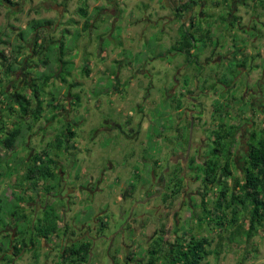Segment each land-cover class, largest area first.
<instances>
[{"label": "rangeland", "instance_id": "1", "mask_svg": "<svg viewBox=\"0 0 264 264\" xmlns=\"http://www.w3.org/2000/svg\"><path fill=\"white\" fill-rule=\"evenodd\" d=\"M181 1L11 0L12 4H9L0 0V52L7 59L3 66V58L0 57L3 82L0 87L3 88L1 92L5 91L6 94L0 99L7 106L2 112L1 127L4 126V133L1 136L4 137L5 132L22 124V135L16 146L7 149L0 142V240L6 233L11 235L12 230L15 231L11 224L16 221L10 217L9 206L14 204L18 195L26 198L22 209L31 216L33 209L39 204L43 205L47 197L52 201L54 195L58 194L59 198L67 199L70 192L73 197L76 195L80 211H87L83 220L89 225H94L92 215L99 214L110 219V227L121 229L122 220L129 215V208L136 207V213H141L149 203H158V198L151 199L146 205L141 203L148 196L145 191L142 192L141 186L146 185L145 190L150 186L152 163L159 164L155 169V178H161L168 167V158L176 160V166L181 165L182 158L172 155L181 153L179 148L188 149L192 133L195 139L208 134L211 141L208 150L210 147L213 150L216 147L220 150L226 148L218 153L220 159L216 155L210 159L215 164L221 161L223 164L229 156L230 139L235 136L230 126H224L236 124L237 140L232 155L240 164L241 156L235 152L240 145L241 135L246 136L248 133V127L242 123L248 121L252 97L245 93V71L251 69V64L248 65L247 58L242 56L248 55L244 53L247 49L255 51L256 45L251 42L253 34H244L245 39L242 41L243 37L235 25L234 30L226 24L229 16L227 11L218 12L212 8L218 0H203L207 6L206 20L196 17L195 25L181 21L184 20V14L176 18L173 13L175 5ZM193 1L198 3L199 0ZM79 9H84L87 16H83ZM249 17L245 16L242 27L254 26L248 21ZM36 24L41 26L38 30L35 29ZM217 25L221 26L222 31L218 39L214 33V26ZM194 26L200 31L193 37L196 49L192 51L193 55H189V51L183 48V29L192 32ZM262 30L258 42L260 40L264 44V28ZM263 48L264 45L259 46L258 50ZM214 50H217L216 53ZM61 58L70 62L69 65L63 66ZM253 59L256 57H250L251 63ZM45 61L47 64H44ZM9 65H13L12 72L5 73ZM86 70L88 73H85ZM179 72L182 76L178 75ZM259 74L254 72V80ZM176 76L181 83L177 91L184 84V77L187 78L182 95H173L171 91L175 87ZM236 78H239L237 86L231 88ZM61 80H66V83ZM225 85L230 88L222 87ZM35 88L39 89L44 103L38 122L33 120L31 112L25 117L20 115L16 104L17 95L20 94L32 101L34 109ZM209 90L211 93H203ZM186 96L190 101H199L201 107L196 106V102L194 106L190 104ZM178 101L182 104L179 111L176 106ZM189 109L195 112L191 113ZM261 113L254 111L256 117ZM191 119H195L196 123H192ZM258 126L262 127L261 121ZM68 129H72L75 136L58 151L57 139ZM212 131L215 132L214 138H211ZM221 135L226 137L224 143L228 142L223 147H220V142H214ZM177 138H181V142H177ZM44 152L56 162L50 166L56 178L41 179L38 186L31 189L30 182L24 181L25 174L33 166L31 157ZM192 159L195 161L196 157ZM204 159L207 157L201 160ZM182 161L185 162L183 175L188 178L189 184L178 189L176 199L170 205H162V211L169 221L174 224L173 219L177 217L180 229L184 227L190 234L212 239L209 249H216L220 239H224L222 253L210 256L207 259L210 264H264V230L257 228L258 231L248 236L249 210L241 205L234 206L239 210L238 221L232 224L227 223L229 218L225 219L227 225L224 231L205 223V212L220 215L215 209L220 191L225 187L233 189L236 180L244 179V172L233 168L232 178L221 176L220 181L224 183L217 182L206 188L202 181L204 174L197 173L191 164L189 167L186 159ZM60 168L63 179L66 177L68 182L69 191L61 187L63 183L58 180ZM102 174L106 178L100 183ZM176 174H179L177 170ZM91 177L94 183L89 185ZM131 182L138 192L133 193V199L128 197L121 201L124 185L128 186ZM202 186L205 187L202 191L208 190L210 194L205 196L204 203L201 198L193 199V205L197 206H193L192 216L190 207L183 203V196L191 195ZM48 187L53 190L47 191ZM90 197H94V202H90ZM67 201L54 205L55 214L60 219L63 210H66ZM223 210L227 211L229 217L232 216L231 210L225 207ZM38 213L43 216V213ZM1 220L6 221L5 230H1ZM60 228L58 233L62 235ZM175 229L174 226H168L166 234L169 240L174 238ZM237 230H240V234L234 235ZM28 235H33L32 230L29 229ZM50 242L41 241L37 246H31L29 253L22 251L19 258H23L13 264H43L39 257L33 256L39 253L42 245L46 246ZM8 246L0 252L2 264H12L10 257L6 261L1 259L7 256ZM110 249L113 251L112 256L118 252L115 245L109 242L105 244L100 237L91 247L92 262L97 260L100 264H112L113 258L108 253Z\"/></svg>", "mask_w": 264, "mask_h": 264}, {"label": "flooded vegetation", "instance_id": "2", "mask_svg": "<svg viewBox=\"0 0 264 264\" xmlns=\"http://www.w3.org/2000/svg\"><path fill=\"white\" fill-rule=\"evenodd\" d=\"M240 1H242L243 4H241ZM215 2L216 3L212 7L213 9L217 10L218 12H221L223 10L227 11V14L229 16H228V21H225L226 24H228L229 27H231L234 30L237 28V30L239 31V34H241L242 37L244 34H253L254 39H252L251 42L253 43L254 46L256 45L255 51L254 50L249 51L247 49L244 52L248 54L247 56L246 55L242 56L241 54L242 58H245V57L247 58L248 65L251 64V69L245 71L246 72L245 73L246 86H247V87L245 86V93L247 92L248 94L252 95V97H251V108L249 111L250 114L248 116V121L242 123L244 126L248 127V133L246 134V136H244L243 134L241 135L240 145L238 146L237 151L235 152L237 155L241 156V161L239 165L237 163L236 157H233L232 155V152L234 150V144L236 143V140H237V135L230 139V147H229V150L227 151L228 152L227 154L229 155L228 157H230V159L231 157L233 158L231 162L233 166L232 170L233 168L234 169L237 168L238 171L245 173L244 170L247 168V160L254 148L253 138H252L253 134L254 133L256 134L255 141H258L261 138V136L264 134V106H263V101H264L263 100L264 98L263 97L264 95V91H263L264 90V62H263L264 61V48L262 50H258L259 46L263 47L264 45L263 42H260V40L258 42V39L262 37V34H263L262 29L264 28V0H218ZM185 3H189L188 9H184L183 5ZM251 4L252 6L250 7ZM205 7L207 6H205V2L203 3V0H199L198 3L194 2L193 0H183L179 2L177 6L175 5L173 9L174 10L173 13L176 18L179 17L178 15H180V13L184 14L183 15L184 20L181 19V21L191 22V24L195 25L196 17L198 20L199 19L206 20L205 18L207 17L206 16L207 14L205 13ZM189 15H190V18H187ZM244 15L245 16L250 15L249 17L250 20L248 21L251 23V25H254V26H250V27L247 26L246 28L242 27V21L245 19ZM234 25L236 28L234 27ZM195 27L197 26H194V31L192 32L188 30L189 35H192L194 37H196V35L199 33L197 32L198 28H195ZM180 29H182V27H180ZM214 29H215L214 33L218 39L219 38L218 36H220V34L222 36L221 26L219 25H217L216 27L214 26ZM244 39L245 38L243 37L242 41ZM254 40L256 41L254 42ZM193 45H196V44H194L193 42ZM195 49L196 48L192 47L189 50V55H193L192 51H194ZM214 51L216 53L217 50H214ZM247 51H249L250 53H247ZM251 56L256 57V59L252 60L253 64L251 63V60H250ZM254 72H260L259 76L257 75L258 78L256 80H254ZM178 75H181V72H179ZM239 77H242V75H240ZM178 79H179L178 76L174 77L175 87H173V89L171 90L173 91L172 93L173 95H175L176 93H179L182 95L183 94L182 90L185 89L187 86V82H186L187 78L185 76L183 79L184 84H182L180 86L181 89L177 91L178 85L181 84ZM238 79L239 78H236V80L232 81L233 85L230 86L231 88H236ZM222 87L230 88L229 86H226V85ZM194 88L197 89V86H194ZM208 92L211 93V90L203 91V93H208ZM245 93L243 95L244 97L246 96ZM186 99H188L189 103L192 104L193 106L195 105L194 102H196V106L201 107L199 101L194 100V99L190 101L189 97L187 98V96H186ZM254 101L257 103L256 105H254ZM178 104H179V101H178ZM178 104L176 105L177 107H178ZM215 108L218 109V106L215 105ZM179 110L181 109H178V111ZM189 110L191 113L195 112V110H192V109H189ZM257 110L262 112L259 117H256L254 114V111H257ZM217 115H218V112H217ZM217 120L219 124L220 123L219 118H217ZM259 121L262 122L261 128H259V126L257 127V125H259ZM191 122L196 123L195 119H191ZM228 126L237 127V125L234 123H231V124L228 123L224 127H228ZM206 132H210V131H206ZM205 135H206L205 137L202 136L201 138L198 137V139H195L196 138L195 134L192 133V140L190 141L191 143H190V146H188V149L179 148V150L182 152L178 154L175 153V155H172V156L181 157L182 160L186 159V163L189 164V167H190V164L192 166H195L197 173L204 174L205 169L210 171V169H208L207 167L209 160L213 158L215 155L217 156V158L220 159V155L218 153H221V150L219 149V147H216L214 150L211 149L210 147L211 149V152H210V149L208 150V148L209 146H211V143H210L211 141L209 137L207 136L208 134H205ZM214 137H215V132L212 131L211 138H214ZM180 140L182 139L180 138ZM180 140L179 138H177V142H181ZM214 142L216 143L218 142V140L214 139ZM192 157H196L195 161L192 159ZM205 157H207V159L201 160ZM73 158H74V155H73ZM171 158L172 157H170V159L168 158L166 162L168 167L164 169V173L162 174L161 178H155L154 176L156 173L155 169L158 168L157 165H159L158 162L155 164L152 163V168H151L150 176H149V178L151 179L150 186L149 188L147 187L146 190H145L146 185L141 186L142 192L145 191V194L148 195L145 199L142 200L141 203L143 205H146L151 201V199H157V198H158V203L157 204L149 203L148 205H146L147 209L141 213H136V207L134 209L129 208V211H128L129 215L127 214L126 219L122 220L124 221V223L121 229L115 230L116 228L110 227L109 226L110 219L107 218L106 216L104 217H102V215L98 216L99 214H96V216L92 215L93 223H94L93 226L89 225V222H87L86 220H83V219L82 221L79 220L83 213L78 214V217L75 219V216H77V213L73 214V210L75 209V206L78 203V201H77L76 195L75 197H73V195H71L70 192L68 193L67 199H65L64 197L59 198L58 194L54 195L52 201L49 200L50 197H47V200L43 203V205L39 204L38 207H36V209L35 208L33 209L34 213H32L31 215L32 217L29 216L30 217L29 220H31V223H30L31 230L32 232H34L33 228L39 222V219L41 218V215L38 212H41L44 215V212L47 210V208L52 207L56 209V206H54L55 204H58L59 202L64 204L65 200H68L66 202L67 204L65 203L66 210H63L61 220L59 221L62 223V225H60L61 223H59L61 227L60 229H62V235H60L59 233H55V234L50 235L47 239L38 238L39 244L41 243V241L42 243L43 242L45 243V241L48 242L49 240L51 242L48 244H45L46 246L42 245L40 251H38L39 253L37 254V256H35V253H34L33 257H36V258L39 257V260L41 259L43 264H70L71 260H75L78 258V256H72L73 250L74 249L76 250L77 248H79L81 251L84 246H87V251H83V250L81 251L80 257H84L85 255H87V261L82 262V264H100V263H97V260L95 261V263L92 262L90 258V251H91V247L93 246V243L97 242V240L100 239L101 237L103 241L105 242V244L109 242L112 246L115 245L118 250V252L114 256H112L113 251L111 249L108 251V253H110V257L113 258L112 264H149V259L150 257H152V252L154 251V249H156L155 247L157 246L158 242L161 244L164 243L163 246L165 247H169L170 244H173V245L175 243L177 244L178 235H185L190 232L189 231L187 232L184 227L180 229L181 225H180V222H177L178 221L177 217H174L173 219L174 224H172L169 221L168 216H166L164 212L162 211V205L164 204H167V206L170 205L176 199L175 195H177L178 189L179 188L182 189L183 185L188 186L189 181H188V178L185 175H183V173L185 172V165H184L185 162L180 160L182 164L179 166H176L178 162ZM198 158H200L201 161L198 160ZM192 161H193V164L191 163ZM71 167L73 168V166ZM171 167H173V169ZM176 170L177 172H179L177 176H175ZM191 170H195V169L192 168ZM62 172L63 171L61 168L60 170L58 169V173H59L58 180L63 183L61 187L64 186L65 190L67 189V191H69L70 189L68 186V182L66 181V177L65 179H63L64 177H63ZM217 173L219 175L217 182L221 184V181H220L221 169L220 168L217 170ZM169 175H171V177ZM204 178H205V174H204L203 180ZM99 179L100 178H98V180ZM104 179H105V175L102 174L100 183H103ZM139 179H140L139 180L140 182L141 177H139ZM91 180L92 182H90L89 185L94 183L93 181L94 179L92 177H91ZM117 180H120V179L117 178ZM204 185L206 186L205 183ZM207 187H209V185L206 186V188ZM203 189H205L204 186L190 193L191 195L187 194L186 197L182 195L183 203L185 202V205L188 208L190 207L192 211V214H191L192 216L194 213V207L197 206V205H193V199L201 198L202 203H204V200L206 201L205 196L210 194L208 190L202 191ZM109 190H111V187L109 188ZM135 192H138V190L134 186L133 182H131L130 185L128 186L124 185L123 192L121 194V201H125L126 198L128 197L130 199H133L132 195ZM93 201L94 199H92V202ZM145 201L146 203H144ZM197 204H198V207H200V203L198 202ZM77 222H79V224ZM95 222H98V223H95ZM17 225H18L17 223L11 224V227L14 228L15 231L12 230V233H11L12 237H11V241L9 243V247L7 250L8 251L7 256L5 257L2 256L1 258V259L7 260L8 257H10V261L12 264L16 263V260L18 262L19 260L23 258V256L19 258L20 254L17 253V251L15 250V245H14V240L17 238L19 239L21 237V236H16L15 234L18 230ZM170 225L172 227L174 226V228H176L175 231H177L176 234H174L173 236L174 238L172 240H169V236L166 234L168 226ZM89 232H91L92 234H90ZM28 233H29V229L26 230V234ZM31 236L28 235L27 237H31ZM87 238L89 239V241L87 240ZM28 243H29L28 246L23 250L24 253L31 252L28 250L31 249L32 245H30L29 241ZM165 262H166L165 258L162 257V259L160 260V263L164 264Z\"/></svg>", "mask_w": 264, "mask_h": 264}, {"label": "trees", "instance_id": "3", "mask_svg": "<svg viewBox=\"0 0 264 264\" xmlns=\"http://www.w3.org/2000/svg\"><path fill=\"white\" fill-rule=\"evenodd\" d=\"M8 2L9 4H12L11 0H3ZM188 4L185 3L183 5L184 9H188ZM83 16H87V12L84 9H79ZM179 18L182 17V14L178 15ZM41 26L40 24H36L35 29H39ZM183 29V27H182ZM197 31H200L199 29ZM184 32V44L183 48L186 51H189L190 48L194 47L193 45V37L192 35H189V33L183 29ZM0 57L3 58L2 65L5 66L6 57L4 56L3 52H0ZM17 62V61H16ZM60 62H62L63 66L69 65L70 62H65L63 58H61ZM44 64H47L45 61ZM6 68V67H5ZM13 69V65H9L5 73H11ZM85 73H88V70H86ZM49 77V76H48ZM47 77V78H48ZM46 79V77H45ZM62 82H65L66 80H61ZM2 78L0 75V86L2 85ZM66 83V82H65ZM0 87V96H5L4 93L1 92ZM3 89V88H2ZM34 97L36 99L35 108H32V101L29 99H26V97L18 94V103H16L18 107L19 114L23 117L28 116L29 113L32 114V118L35 122H38L41 118L42 112L44 110V103L43 100L40 98L39 89H34ZM182 104L179 102L178 109L181 108ZM7 106H4L3 100L0 99V142L5 146L7 149H12L14 146H16L18 139L22 135V124L15 126L11 131L5 132V136L2 137L1 133H4L3 129L4 126L1 127V120L3 115V110L6 109ZM55 115H53V118ZM232 135H237V130L235 132L234 129H236L235 126H232ZM30 129L32 127L30 126ZM75 136V133L72 129H68L64 134H62V137L57 139L58 142L56 144V149L58 151L62 150V145L66 142L68 143L72 138ZM234 137V136H232ZM224 135L219 136L218 142H220V147H223L226 143H224ZM229 139V138H228ZM253 140L255 142V147L253 148L251 154L249 155V158L247 160V168L244 170V179L242 181H235V186L233 189H230L228 187H225V189H222L220 191V194L217 198L216 203V210L220 212V215L214 216L213 213L205 212L206 213V222L211 227L216 226L221 228V231L225 230V224L226 220L228 222L237 223L238 217H239V210L234 208V206H242L244 209L250 211V218H249V230L246 232L248 236L252 235L253 231H258L257 228H263L264 230V135L261 136V138L258 141L256 140V134H253ZM226 150L221 149V153ZM194 160V159H193ZM33 162V166L29 167L26 174L24 181H29L32 187H37L38 182L41 179H48V178H56V174H54V170L52 171V168L50 166L55 165V160L49 157V154L44 152L41 155H34L31 159ZM193 163V161H192ZM1 166V165H0ZM208 171L205 169V178L203 182L206 184V186L211 184H216L217 179L219 178L217 170L221 169V176L225 177V179H229L233 177L232 170V163L230 157H227L226 160L222 163L213 162V160H209L208 163ZM9 168V174L11 175V169ZM202 170V169H201ZM177 176V174L175 175ZM220 176V177H221ZM216 182V183H215ZM225 182V181H224ZM221 181V184L224 183ZM180 187V185H179ZM48 187L47 191L51 190L52 188ZM53 190V189H52ZM230 197V201H228V198ZM26 202V198L23 195H18L14 199V204L9 206L10 209V217L13 218L16 223L18 224V230L15 233L16 236H21L19 239L14 240L15 250L17 253H21L27 246L28 241L30 242V245L37 246L38 238L41 239H47L50 235L58 233L59 230V221L61 220L58 218V216L55 214V209L52 207L47 208V210L44 212V215L39 219V222L34 226L33 228V235L28 238L26 234V230L30 229V223L31 220H29V214L25 213L22 209V205ZM226 208L227 210L232 211V216L229 217V214L227 211L223 210V208ZM2 212V209H0V213ZM226 219V220H225ZM3 220H1L2 222ZM15 223V224H16ZM24 223V224H23ZM19 224L21 225L19 228ZM231 224V225H232ZM3 228L1 230H5L7 228L6 221H3L2 223ZM227 225V224H226ZM3 232V231H1ZM191 233V232H190ZM185 234V235H178L177 244L175 243L170 244L169 247L163 246L161 243H157V246L155 247L154 251L152 252V257L149 259V264H161L160 260L162 257L165 258L164 264H210V262L207 261V259L212 255H220L223 250V238L220 239V242L217 244L216 249H209L211 246V240L208 237L204 236H198L194 234ZM240 230L235 231L234 235H239ZM12 235H9V232L2 236V240H0V252L5 251L4 247H7L8 244L11 241ZM9 247V246H8ZM7 249V248H6ZM8 250V249H7ZM83 251H87V246H84ZM81 250V251H82ZM81 251L79 248L76 250L74 249L72 252V256H78L77 259L71 260L70 264H82V262L87 261V255L84 257L81 256ZM37 252L35 255L37 256ZM3 261H6V259H3ZM206 262V263H205ZM2 264V263H0Z\"/></svg>", "mask_w": 264, "mask_h": 264}, {"label": "crops", "instance_id": "4", "mask_svg": "<svg viewBox=\"0 0 264 264\" xmlns=\"http://www.w3.org/2000/svg\"><path fill=\"white\" fill-rule=\"evenodd\" d=\"M106 178V177H105ZM99 191H100V188H99ZM78 192V191H77ZM79 193V192H78ZM91 199H94V197H90V200ZM90 202H92V200L90 201ZM94 202V201H93ZM88 206V205H87ZM76 214L77 213V216H75V219L78 217V214H80V213H83L82 214V216H81V218L79 219L80 221H82V219H84V215H85V213H87V211H80V209L78 208V204H76V206H75V209L73 210V214ZM96 216V215H95ZM100 219V218H99ZM79 221V222H80ZM79 222H77L78 224H79ZM95 223H98V222H95ZM88 229H89V227H88ZM90 234H92L91 232H89Z\"/></svg>", "mask_w": 264, "mask_h": 264}]
</instances>
